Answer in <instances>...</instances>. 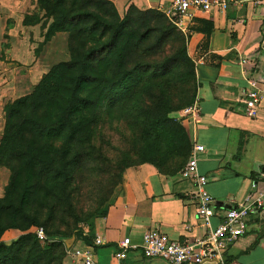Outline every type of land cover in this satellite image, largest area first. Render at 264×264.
Instances as JSON below:
<instances>
[{"label":"crops","instance_id":"0c3cea01","mask_svg":"<svg viewBox=\"0 0 264 264\" xmlns=\"http://www.w3.org/2000/svg\"><path fill=\"white\" fill-rule=\"evenodd\" d=\"M104 1L123 13L129 7L142 11L168 8L172 0ZM236 1L225 13H195L183 23L191 35V48L206 49V61L196 66L198 85L194 100L199 115L194 121L185 120L183 126L191 147H204L197 165L198 172L207 179L206 190L215 201L212 228L219 224L227 209L254 193L252 187L264 191V103L252 120L245 117L243 104L248 80L264 75V0ZM33 9L32 0H0L2 100L9 99L11 94L7 87L13 78L14 58L9 55L15 49H24L37 27L23 25L25 16ZM61 35L56 34L49 43L63 39ZM243 59L247 61L244 65ZM24 85L28 82L22 81L21 86ZM29 94L9 99L3 107ZM182 169L172 174H161L149 164L127 169L103 205L102 213L86 224L85 241L73 237L72 243L70 238L63 240L65 247L70 246L66 247L68 252L79 247L90 254L93 264H117V245L129 238L132 245L138 246L142 235L150 230L160 232L169 241L204 237L206 229L196 216L195 187L182 178ZM246 225L245 235L227 248L225 260L235 264H264V207L248 213ZM96 236L102 238V246L94 245ZM72 260L71 264H82L80 259ZM123 264L167 263L146 259L140 250L134 249Z\"/></svg>","mask_w":264,"mask_h":264},{"label":"rangeland","instance_id":"374dc122","mask_svg":"<svg viewBox=\"0 0 264 264\" xmlns=\"http://www.w3.org/2000/svg\"><path fill=\"white\" fill-rule=\"evenodd\" d=\"M32 1L34 9L30 14L39 19L43 13L37 9L36 0ZM84 1L87 3L84 10L90 12V20L70 23L67 32L56 33L63 34L64 38L53 43H49L51 39L44 42L47 26L40 20L31 32V42L24 49H15L14 54L9 55L10 58L13 56L15 66L14 79H10L11 84L7 87L11 93L9 99L32 94L44 78H51V88H56L62 80L58 78L57 65L69 63L74 53L81 57L92 47L99 49L103 44H108V48L96 53L92 64L96 72L108 68V74L103 77L106 85L110 86L116 80V71H111L116 62L111 59V62L101 63L108 58L110 49H122L120 42L123 39L129 43V49H135L131 53L134 57L132 62L137 67L132 74L135 71L136 75L145 72L148 77L163 73L166 76L153 80L123 109L107 111L104 106L91 112L90 141L83 144L77 142L73 147L76 157L72 161L71 157L65 160L70 161L66 178L41 174L45 168V156L39 158L43 159V165L32 170L25 169L24 162L10 157L16 153L18 144L15 141L10 146V152L3 149L6 125V112L3 109L13 102L3 107L9 99L2 100L0 94V242L11 245L27 235H34L37 239V244L29 239L19 241L7 255L4 264H71L73 257L57 241L61 236H70L82 221H90L102 213L105 200L121 181L124 172L142 164L145 125L141 123L144 117L138 111L149 112V108L157 110L165 105L174 108L168 117L175 120V113L195 95L197 64L207 59L206 49L191 48V35L183 24L174 26L155 9L142 11L128 8L118 13L104 1ZM127 61L125 53L124 66ZM74 77L69 79L73 81ZM167 79L172 80L169 86H166ZM22 81L28 82V85L21 86ZM55 95H51L52 101ZM113 95L106 91L104 101H112ZM179 104L180 108L176 109ZM180 124L184 128L183 122L180 121ZM49 132L51 138L55 139L56 131L52 134ZM28 139L22 137L18 143ZM52 143L54 148H59L57 141L53 140ZM173 165L174 162H168L165 171H176ZM50 168L56 173L63 171L66 174V170L60 169V163ZM39 230L46 238L48 235L53 238H48V242L39 240L36 236Z\"/></svg>","mask_w":264,"mask_h":264},{"label":"trees","instance_id":"16d2710c","mask_svg":"<svg viewBox=\"0 0 264 264\" xmlns=\"http://www.w3.org/2000/svg\"><path fill=\"white\" fill-rule=\"evenodd\" d=\"M106 3L110 4L109 2ZM86 6L87 3L84 0H36V7L43 13L42 17L38 19L36 15L31 13L25 16L23 25L34 26L40 20L45 22L44 25L47 26V31L44 35V42H47L56 33L67 32V27H69L70 23L77 20H90V12L84 10ZM129 8L136 9L133 7ZM163 17L165 16L163 15ZM48 22L49 25H47ZM120 47L122 49H110L111 52L108 58L101 63L103 65L111 62V59L116 62V64L112 65L111 70L116 71V80L110 86L106 85L103 77L108 74V68L96 72L92 64L95 54L108 48V44H103L98 47L99 49H93L92 47L81 57L74 53L70 57L69 63L57 65V68L59 67L57 75L62 80L57 84L56 88H51V78H44L32 94L22 97L13 103H8L4 107L6 125L4 140H2L3 149L10 152V146L14 141L18 144L15 155L10 157L16 158L18 162H24V168L32 170L38 165H43V159L39 160V158L45 156V168L41 170V174H54L55 177L65 176L66 178L67 172L70 170V161L76 157V153L73 154V147L77 142L83 144L85 141L86 143L90 141L91 112H94L98 107L103 108L104 106L107 111L117 108L123 109L139 92H143L153 80L166 76L163 73L148 77L145 72L142 75H136L135 71L132 74V71L137 67L132 62L134 57L131 51L135 49H129L130 45L128 42H124V39L121 40ZM125 53L128 56V63L124 66ZM72 76H75L73 81L69 79ZM168 79L166 80V86L171 85L172 80ZM106 91L115 94L112 96L111 102L104 101ZM52 94H56L52 98L55 99L53 101L51 100ZM194 99L195 95L182 109L191 105ZM175 108L179 109L180 104ZM173 109L163 105L157 110L149 108V112L142 109L138 111L144 117L141 119V123L145 125L141 165H152L161 174H172L180 171L183 167L182 165L187 162L191 150L187 132L180 124L179 112L182 109L175 113V120L168 117ZM49 131H51V134L56 131L55 139L51 138L52 135H50ZM22 137H28L29 139L26 142L18 143V140ZM53 140L60 144L58 149L53 147ZM68 157H71V160L65 161ZM168 162H174L173 169L177 170L166 172L164 167ZM58 163H60V169L66 170V174L63 171L56 173L50 168L51 165ZM118 184L113 187L105 203ZM88 222L82 221L79 223L70 236L60 237L57 242L64 247V251H66V247L63 240L65 238L79 237L80 232L77 231L80 230V225H85ZM48 238L53 237L48 235ZM23 239L32 240L33 244H37V239L34 235L20 237L17 242L11 245L0 242V264H4L7 255ZM85 239L82 238L83 241Z\"/></svg>","mask_w":264,"mask_h":264},{"label":"built area","instance_id":"2783aa9c","mask_svg":"<svg viewBox=\"0 0 264 264\" xmlns=\"http://www.w3.org/2000/svg\"><path fill=\"white\" fill-rule=\"evenodd\" d=\"M236 0H172L168 8H159L171 24L179 27L184 21L193 18L195 13H210L217 11L225 13L230 5L236 4ZM264 47V41H262ZM247 63L241 60V64ZM264 103V75L258 79L248 80V89L245 93L244 114L252 120L258 116L259 110ZM199 106L197 101L179 112L181 122L194 121L198 118ZM204 151L200 145L192 146L186 165L181 171L182 178L190 181L195 187L194 199L198 207L196 216L202 227L206 229L204 237L194 241H169L164 235L155 230L145 232L138 246L132 245L129 238L123 239L115 253L117 264H123L129 252L134 249L140 250L146 259H158L167 264H203L214 262L216 264H235L225 260L227 248L243 237L247 231L246 218L248 213L264 207V191L252 187L254 193L245 197L241 203L227 209L221 216L219 224L212 228L211 219L214 216V199L208 194L207 179L198 172V155ZM86 224L80 225V236L77 240L87 237ZM187 231L188 227L185 228ZM39 240L47 241L42 230L36 232ZM76 239L75 237H73ZM48 242V241H47ZM95 246L104 244L101 237L96 236L93 241ZM69 255L80 259L82 264H93L90 254L84 253L82 248H74Z\"/></svg>","mask_w":264,"mask_h":264},{"label":"water","instance_id":"95a60500","mask_svg":"<svg viewBox=\"0 0 264 264\" xmlns=\"http://www.w3.org/2000/svg\"><path fill=\"white\" fill-rule=\"evenodd\" d=\"M69 241L72 243L73 238H70ZM66 247H67V249H69L70 246H66Z\"/></svg>","mask_w":264,"mask_h":264}]
</instances>
